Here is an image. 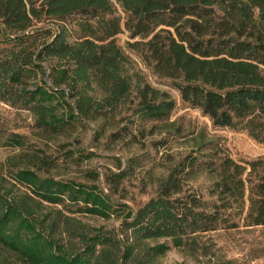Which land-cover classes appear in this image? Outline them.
Segmentation results:
<instances>
[{
    "label": "trees",
    "instance_id": "trees-1",
    "mask_svg": "<svg viewBox=\"0 0 264 264\" xmlns=\"http://www.w3.org/2000/svg\"><path fill=\"white\" fill-rule=\"evenodd\" d=\"M124 32L184 104L264 142V0H0V102L27 111L46 134L105 119L126 104L140 120L166 118L175 102L130 73V56L116 42ZM24 145V135L0 129V146ZM186 167L214 175L209 198L172 197L180 181L170 173L132 211L95 185L15 165L10 180L0 179V264H120L133 255L132 244L70 231L60 210L44 204L101 217L122 212L132 241L164 239L150 255L190 245L233 210L245 212L247 225H264V162L224 156L195 165L190 157ZM122 176L107 179L115 187Z\"/></svg>",
    "mask_w": 264,
    "mask_h": 264
},
{
    "label": "rangeland",
    "instance_id": "rangeland-1",
    "mask_svg": "<svg viewBox=\"0 0 264 264\" xmlns=\"http://www.w3.org/2000/svg\"><path fill=\"white\" fill-rule=\"evenodd\" d=\"M134 40L125 32L116 37V42L130 56V73L138 72L151 87L174 100L175 105L166 118L140 120L137 115H131L133 105L126 104L105 119L85 120L66 132L46 134L38 130L27 111L0 102V129L26 138L23 147L0 146V179L10 180L11 168L25 166L42 177L95 185L115 205L123 204L135 211L158 193L160 184L170 173L177 174L180 181V192L172 197L197 193L209 198L207 189L214 175L197 167L190 174L189 167L183 172L180 168L190 157L195 165L210 159L218 161L224 156L240 162H264V142L252 139L242 130L215 126L198 108L184 104L171 79L153 74L140 54L129 48L128 43ZM111 172H123L115 187L107 179ZM24 190L14 186V191ZM43 210H60L70 231L102 233L122 245L132 244L133 255L120 264H217L224 260L233 264H264V225H247L245 212L237 210L228 212L216 229L198 233L190 245L170 246L157 255L147 251L164 239L132 241L122 225V212L101 217L77 212L75 207L68 210L47 204Z\"/></svg>",
    "mask_w": 264,
    "mask_h": 264
}]
</instances>
